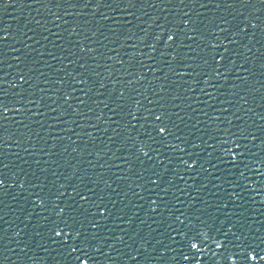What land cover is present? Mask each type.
Segmentation results:
<instances>
[{
    "label": "water",
    "instance_id": "obj_1",
    "mask_svg": "<svg viewBox=\"0 0 264 264\" xmlns=\"http://www.w3.org/2000/svg\"><path fill=\"white\" fill-rule=\"evenodd\" d=\"M84 260L264 264V0H0V264Z\"/></svg>",
    "mask_w": 264,
    "mask_h": 264
},
{
    "label": "snow or ice",
    "instance_id": "obj_2",
    "mask_svg": "<svg viewBox=\"0 0 264 264\" xmlns=\"http://www.w3.org/2000/svg\"><path fill=\"white\" fill-rule=\"evenodd\" d=\"M160 131H161V132H164L165 129L161 128ZM83 264H86V261H85V260L83 261Z\"/></svg>",
    "mask_w": 264,
    "mask_h": 264
}]
</instances>
